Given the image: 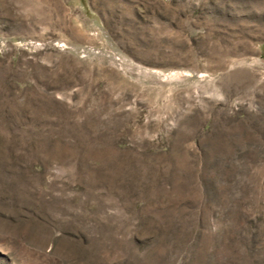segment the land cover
I'll list each match as a JSON object with an SVG mask.
<instances>
[{"label":"rangeland","instance_id":"rangeland-1","mask_svg":"<svg viewBox=\"0 0 264 264\" xmlns=\"http://www.w3.org/2000/svg\"><path fill=\"white\" fill-rule=\"evenodd\" d=\"M0 264H264V0H0Z\"/></svg>","mask_w":264,"mask_h":264}]
</instances>
